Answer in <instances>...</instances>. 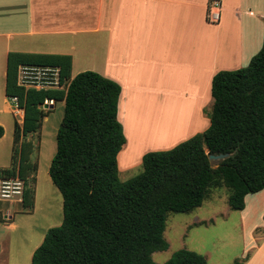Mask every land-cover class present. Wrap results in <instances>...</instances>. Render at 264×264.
Masks as SVG:
<instances>
[{"label":"trees","instance_id":"trees-1","mask_svg":"<svg viewBox=\"0 0 264 264\" xmlns=\"http://www.w3.org/2000/svg\"><path fill=\"white\" fill-rule=\"evenodd\" d=\"M20 66L59 67L64 87L24 88L17 81ZM4 93L10 102L16 98L23 119L21 125L14 119L10 165L0 168V179L23 182L26 213L34 208L38 168L26 137L41 130L50 112L46 100L53 107L64 103L48 169L62 196V222L46 231L31 264H157L152 254L168 248L163 233L170 213L194 211L221 187L230 191L229 208L243 211L246 196L264 190V34L246 66L212 77L207 129L169 150L145 153L142 172L123 182L117 156L126 139L117 119V82L89 70L72 76L68 55L9 52ZM218 154L229 157L212 166L209 156ZM163 264L208 263L180 249Z\"/></svg>","mask_w":264,"mask_h":264},{"label":"crops","instance_id":"crops-1","mask_svg":"<svg viewBox=\"0 0 264 264\" xmlns=\"http://www.w3.org/2000/svg\"><path fill=\"white\" fill-rule=\"evenodd\" d=\"M210 1L0 0V125L5 129L9 115L22 123L23 111L4 93L7 55L22 52L68 55L71 72L83 55L93 66L89 71L120 85L117 119L126 142L118 164L141 162L147 152L201 133L210 123L212 77L246 66L264 34V0H217V23L206 20ZM154 101L193 111L165 130L177 138L144 147L133 140L134 116Z\"/></svg>","mask_w":264,"mask_h":264},{"label":"rangeland","instance_id":"rangeland-1","mask_svg":"<svg viewBox=\"0 0 264 264\" xmlns=\"http://www.w3.org/2000/svg\"><path fill=\"white\" fill-rule=\"evenodd\" d=\"M88 62L89 59L83 55L79 56L71 75L93 68L92 64L87 65ZM157 103V101L150 103L149 107H143L145 110L134 116L136 121L134 137L136 133L139 140V126L150 111L155 117L162 118L166 109L178 108L163 104L156 106ZM63 106V102H58L52 109L46 108L45 110L49 109L50 112L44 119L41 130L26 137V140L31 141L35 147L32 160L38 165L33 210L30 213L24 212L21 200L16 202L0 199V264H31L32 253L41 244L46 231L59 226L62 222V196L52 184L48 169L56 150L55 137L61 124ZM183 106L188 107V105L180 107ZM190 110L193 111L192 108ZM4 124L5 129L2 126L4 135L0 140V168L10 165L13 145L11 115L7 116ZM165 137L167 138L157 136L155 141L169 143L178 136L167 132ZM133 140H136V137ZM139 143L144 147L159 144ZM123 162L118 164L120 181H126L142 172L141 162L137 159L127 165ZM216 163L217 161H211L212 166ZM229 194L230 191L224 187L213 188L202 205L194 211L170 213L163 233L168 248L165 251L154 252L152 260L157 264H163L174 252L186 249L202 255L208 264H234L236 259H242L246 255L249 257L242 264H264V190L246 196L243 211L229 208L227 204Z\"/></svg>","mask_w":264,"mask_h":264},{"label":"built area","instance_id":"built-area-1","mask_svg":"<svg viewBox=\"0 0 264 264\" xmlns=\"http://www.w3.org/2000/svg\"><path fill=\"white\" fill-rule=\"evenodd\" d=\"M220 4L213 0L208 4L206 18L208 22L217 23L220 19L219 15ZM18 84L24 88L34 89H62L60 79V68L49 66H20L17 75ZM16 102V98L11 100ZM52 100H46V105L52 103ZM48 103V104H47ZM23 191V182L18 178H8L0 180V199L20 201ZM16 198V199H15Z\"/></svg>","mask_w":264,"mask_h":264},{"label":"bare ground","instance_id":"bare-ground-1","mask_svg":"<svg viewBox=\"0 0 264 264\" xmlns=\"http://www.w3.org/2000/svg\"><path fill=\"white\" fill-rule=\"evenodd\" d=\"M190 109L191 108H189V106L182 108L166 109L162 118H160L159 116L155 117L150 113V111L149 114L146 116V119L144 118V121L139 126L138 131L140 133L139 138L141 141L138 139V142H142L144 145H147L148 142H154L157 136L167 138L165 137V130L174 129L182 122L191 118V115H188ZM134 129L136 130V127ZM137 137L138 136H136V139Z\"/></svg>","mask_w":264,"mask_h":264},{"label":"water","instance_id":"water-1","mask_svg":"<svg viewBox=\"0 0 264 264\" xmlns=\"http://www.w3.org/2000/svg\"><path fill=\"white\" fill-rule=\"evenodd\" d=\"M46 104V103H45ZM49 108H53V103H50ZM229 157V154H218V155H210L209 160L210 161H222L225 158Z\"/></svg>","mask_w":264,"mask_h":264}]
</instances>
